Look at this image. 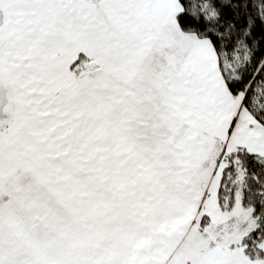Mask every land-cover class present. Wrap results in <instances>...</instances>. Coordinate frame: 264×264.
I'll use <instances>...</instances> for the list:
<instances>
[{
	"label": "snow or ice",
	"instance_id": "6c2138e0",
	"mask_svg": "<svg viewBox=\"0 0 264 264\" xmlns=\"http://www.w3.org/2000/svg\"><path fill=\"white\" fill-rule=\"evenodd\" d=\"M0 264H264V0H0Z\"/></svg>",
	"mask_w": 264,
	"mask_h": 264
}]
</instances>
